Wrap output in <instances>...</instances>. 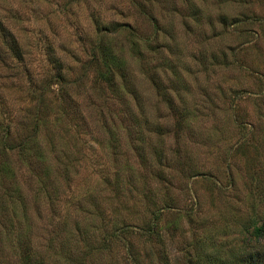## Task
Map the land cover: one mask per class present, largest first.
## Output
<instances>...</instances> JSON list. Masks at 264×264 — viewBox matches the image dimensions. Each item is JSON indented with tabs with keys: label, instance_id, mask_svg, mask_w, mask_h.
<instances>
[{
	"label": "rangeland",
	"instance_id": "374dc122",
	"mask_svg": "<svg viewBox=\"0 0 264 264\" xmlns=\"http://www.w3.org/2000/svg\"><path fill=\"white\" fill-rule=\"evenodd\" d=\"M254 249L264 0H0V264Z\"/></svg>",
	"mask_w": 264,
	"mask_h": 264
},
{
	"label": "trees",
	"instance_id": "16d2710c",
	"mask_svg": "<svg viewBox=\"0 0 264 264\" xmlns=\"http://www.w3.org/2000/svg\"><path fill=\"white\" fill-rule=\"evenodd\" d=\"M260 228H254L252 233L258 235ZM238 264H264V250L263 249H254L253 252L246 253L243 255V258L239 259Z\"/></svg>",
	"mask_w": 264,
	"mask_h": 264
}]
</instances>
